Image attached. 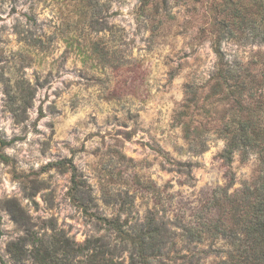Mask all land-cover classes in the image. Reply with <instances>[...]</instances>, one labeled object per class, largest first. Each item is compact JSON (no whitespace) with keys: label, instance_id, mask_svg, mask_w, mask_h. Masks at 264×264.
Returning <instances> with one entry per match:
<instances>
[{"label":"rangeland","instance_id":"1","mask_svg":"<svg viewBox=\"0 0 264 264\" xmlns=\"http://www.w3.org/2000/svg\"><path fill=\"white\" fill-rule=\"evenodd\" d=\"M219 1L0 0V264H139L70 199V171L48 166L60 159L79 172L88 212L127 230L165 224L151 264L226 257L220 235L187 238L215 217L212 190L239 192L260 172L256 152L220 157L233 110L210 89ZM221 50L254 69L264 59V42L227 38Z\"/></svg>","mask_w":264,"mask_h":264},{"label":"trees","instance_id":"2","mask_svg":"<svg viewBox=\"0 0 264 264\" xmlns=\"http://www.w3.org/2000/svg\"><path fill=\"white\" fill-rule=\"evenodd\" d=\"M214 10L211 42L216 62L210 89L212 95L220 93L227 99L233 110L229 120L219 129L225 139L220 157L229 164L235 152H239L241 159H246L250 151L256 152L260 172L252 184L244 185L239 192L228 194L226 186L212 190L209 199L215 207V217L190 226L187 238L189 242H199L204 231L208 236L220 235L226 239L229 246L226 257L210 264H264V59H261L262 65L254 69L250 64L228 61L221 50V42L227 38L241 43L264 42V4L262 0L242 4L237 0H220ZM245 30L248 33H243ZM184 132L190 135L186 125ZM9 142L0 137V147ZM0 158L5 162L10 160L1 152ZM48 166L70 171V199L82 207L84 213L115 231L125 244H130L139 264H151L153 257L161 255L163 222L151 216L142 227L127 230L117 218L88 212L79 193L82 187L79 172L71 159H60ZM94 257L89 258L90 264H103ZM37 258L45 259L40 254Z\"/></svg>","mask_w":264,"mask_h":264}]
</instances>
